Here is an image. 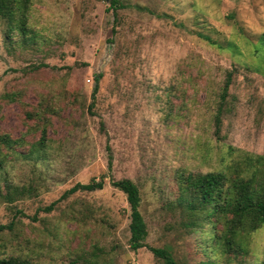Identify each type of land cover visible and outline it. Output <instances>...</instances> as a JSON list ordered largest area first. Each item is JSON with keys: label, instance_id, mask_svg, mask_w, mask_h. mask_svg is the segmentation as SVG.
Returning a JSON list of instances; mask_svg holds the SVG:
<instances>
[{"label": "rangeland", "instance_id": "obj_1", "mask_svg": "<svg viewBox=\"0 0 264 264\" xmlns=\"http://www.w3.org/2000/svg\"><path fill=\"white\" fill-rule=\"evenodd\" d=\"M107 1L31 0L23 37L0 19V131L22 140L0 169V225H11L0 252L34 264H160L150 247L176 264H225L204 249L206 226L182 225L178 205L189 199L177 175L217 170L227 147L264 152V0H119L115 21ZM41 105L55 113L45 115L47 141L24 156L41 124L23 111ZM100 179L101 190L61 197ZM120 179L138 189L146 237L135 252L125 197L111 186ZM247 251L245 264L264 262V224Z\"/></svg>", "mask_w": 264, "mask_h": 264}, {"label": "trees", "instance_id": "obj_2", "mask_svg": "<svg viewBox=\"0 0 264 264\" xmlns=\"http://www.w3.org/2000/svg\"><path fill=\"white\" fill-rule=\"evenodd\" d=\"M108 10H111L113 20H116V11L124 6L119 0H108ZM31 0H0V19L7 27V33L15 32L23 37L30 31L26 28V17L30 11ZM113 31V30H112ZM199 38L211 43L208 37L201 34ZM256 42L264 53V31L260 33ZM255 51H258L254 49ZM233 70L224 72V78L218 94V101L212 114L214 134L217 135L221 124V117L226 109L227 90L231 83ZM100 73L93 76V87L91 89V101L98 90ZM92 107V102L88 110ZM34 109V108H33ZM31 109V111L33 110ZM53 107L41 105L31 114L23 111L24 119L35 120L41 125L36 126L39 137L32 144L31 152H38L45 146L46 121L45 115H54ZM22 144L21 139H14L9 134L0 131V169L4 164L7 152H16ZM230 147L226 149L227 161L221 162L220 168L204 174H191L180 172L177 175L179 191L186 195L189 200H182L181 213L185 216L184 227L206 226V240L204 249L209 248L211 252L218 253L225 264H245L247 258V243L252 233L264 224V152L260 155L237 151ZM223 160V159H222ZM102 179L90 180L87 184H75L61 197L75 191L92 192L101 190ZM111 186L121 192L129 211L128 247L131 251L145 247L143 241L146 237V228L139 213V195L137 187L127 179L111 181ZM183 203V204H182ZM53 204L44 208L49 211ZM11 230V225L1 226L0 232ZM149 252L160 264H176L165 248H150ZM0 264H34L27 256H13L0 252ZM77 264V263H69ZM89 264V263H87ZM259 264H264L261 262Z\"/></svg>", "mask_w": 264, "mask_h": 264}]
</instances>
